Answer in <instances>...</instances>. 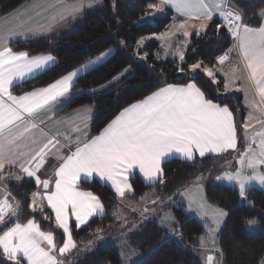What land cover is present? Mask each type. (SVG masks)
<instances>
[{"label": "snow or ice", "instance_id": "snow-or-ice-1", "mask_svg": "<svg viewBox=\"0 0 264 264\" xmlns=\"http://www.w3.org/2000/svg\"><path fill=\"white\" fill-rule=\"evenodd\" d=\"M99 2L74 0L69 4L57 0L47 5L35 4L34 7L42 11L53 10L47 23L30 26L31 17L20 18L14 28L0 33V193L3 194L0 196V226L3 227V231H0V253L12 264H24V261L26 264H62V261L56 255L57 244L53 231H43L41 224L34 218H29L26 223L19 222L24 209L22 201L9 191V179L23 182L24 177H28L35 181L37 191L31 193L28 208L32 213L39 211L45 220L52 218L46 211V208L51 209L56 228L63 232V244L58 248L59 255L63 256L77 247L70 230V220L74 219L75 227L79 229L90 217L104 215L100 199L91 192L78 189L77 182L81 179L95 174L100 180L109 181L116 194L124 197L132 190L128 178L137 168L145 180L159 179L163 182L161 164L173 153L191 161L197 152L204 157L206 153H223L237 147V125L233 111L227 105L214 103L197 86L194 78H190L186 84H167L130 104L99 136L82 147L78 146L66 156L58 155L60 163L54 170V187L50 179L40 178L37 173L44 167L46 156L50 155V146H55L59 141L54 137L46 138V142L34 136L28 139L26 134L37 128V124L29 118L41 110H53L64 98L70 99L74 78L89 65L103 60L112 49L100 53L95 60L80 65L45 88L15 96L10 90L14 81H23L31 73L48 70V66L54 65L56 60L51 54L30 56L24 51L14 52L8 45L13 37L27 38L29 34L50 31L58 20L62 21L69 15L75 16L85 5L91 7L93 3ZM165 5H171L187 18L175 25L177 31L183 30L184 37L190 35L189 29L193 27L189 25V20L200 21L196 26V35L199 36L208 26L206 22L212 20L215 11L226 21L228 31L237 41L233 49L217 57V63L224 65L230 59V52L236 50L239 55L238 65L232 67L231 74L224 73V86L225 89L230 87L229 79L235 83L237 79L243 78L255 95L248 101L252 111L243 124L246 147L240 153V167L235 171H224L216 179L238 186L241 199H247L246 191L253 182L264 187V23L258 28L250 27L243 21V13L230 6L228 0H160L159 4H149L148 7L163 11ZM259 15L264 18V8ZM172 34L165 33L162 36ZM173 54L184 61V51L180 47ZM189 68L193 73L203 71L213 83H217L216 69L205 66L203 61L193 63ZM178 70L184 71L183 68ZM241 72L243 77L237 75ZM256 97H259L258 101ZM253 120L260 128L253 129L249 143L247 134L253 128ZM252 144L256 147H251ZM34 145L37 147L34 148ZM6 166L9 169L7 172ZM16 168L19 173L11 171ZM226 215L223 209H211V219L215 225L210 229L214 251H220L216 247L215 233ZM13 220L16 222L12 223ZM247 224L254 225L256 221L248 220ZM101 231L100 228L96 229L97 233ZM201 245L205 246L203 239ZM204 264L219 262L215 256L208 254L204 257Z\"/></svg>", "mask_w": 264, "mask_h": 264}, {"label": "trees", "instance_id": "trees-1", "mask_svg": "<svg viewBox=\"0 0 264 264\" xmlns=\"http://www.w3.org/2000/svg\"><path fill=\"white\" fill-rule=\"evenodd\" d=\"M25 1L27 0H0V16ZM102 1V10L85 14L81 24L63 37L31 39L12 44L15 50H23L31 55L49 53L56 60L48 70L14 86L12 90L16 94L45 86L100 53L112 49L113 52L103 62L76 78L72 88L75 93L66 104V108L86 103L95 105L90 122V135L97 134L128 105L166 84H185L190 78H194V82L209 99L229 106L233 111L239 135L244 115L241 95H217L224 87L219 75L217 83L199 73L183 75L197 61L213 67L216 58L232 48V34L221 20L213 18L199 36L192 34L184 61L160 60L157 58L160 50L157 39L147 38L142 45L138 41L142 37L167 30L171 23L172 10L165 7V14L153 12L148 5L155 4L157 0ZM230 5L243 13L245 23L253 27L261 24L259 13L264 8V0H230ZM217 25L220 27L217 28ZM127 68L130 71L126 76L119 82H113V78ZM179 68L184 71H179ZM105 84L108 87L103 88ZM238 152L240 150L236 149L220 155L196 156L191 161L171 157L161 164L163 182L158 179L152 183H144L134 175L130 178L132 191L123 199L136 202L150 193L161 197L168 196L191 183L200 173L208 171L209 176L213 175L223 167L225 161L234 158ZM78 186L91 191L100 199L104 206V215L92 217L79 229L71 223L70 230L77 247L66 255L68 260L65 264H121L117 243L124 227L130 231V235H127L129 245L141 252L135 264H203L199 256L198 241L206 230L199 217L190 216L181 207L170 205L175 219L172 229L150 217L140 219L142 222L137 226H133L135 221L131 220L130 224L122 227L115 217L120 202L106 185L93 179L81 180ZM35 188L34 182L25 177L23 182H10L8 185L12 196L22 201L24 212L20 215L19 222L26 223L29 218L36 219L43 231L54 232L58 248L63 243L64 236L56 228L51 210L46 208L52 218L45 220L39 211L32 213L28 208ZM204 193L207 201L220 206L227 213L216 234L220 264H259L264 256V187L261 189L249 186L246 191L247 199L242 200L239 189L235 186L210 180L205 184ZM248 220H255L256 224L248 225ZM15 222L16 220L12 221ZM97 228L102 231L97 233ZM0 231H3L2 226ZM0 264L12 262L7 261L0 253Z\"/></svg>", "mask_w": 264, "mask_h": 264}, {"label": "crops", "instance_id": "crops-1", "mask_svg": "<svg viewBox=\"0 0 264 264\" xmlns=\"http://www.w3.org/2000/svg\"><path fill=\"white\" fill-rule=\"evenodd\" d=\"M56 2H57V0H27V1L23 2L22 4H20L19 6H17L16 8H14L13 10H11L8 13L3 14V15L0 16V33H2L5 30H9V29L14 28L19 23L20 18H25L26 19L28 17H31L30 26L35 25L37 23H40V24L47 23L48 22V17H49V15L51 14V12L53 10L42 11V9L35 8L34 5L35 4L47 5L48 3H56ZM63 2L70 4V3H73L74 0H63ZM230 6H232V5H230ZM165 7H169L174 12L173 7L171 5H165ZM103 8H104V2L102 0H100L99 3H93L91 7H88L87 5H85L84 9L80 13L76 14L75 16L69 15V16H67L62 21L61 20H58L52 26V28H51L50 31H46V32H43V33H40V34H37V35H31V34H29L27 36V38H25L23 36L13 37L11 39V41H10V43H9L8 46L11 47L14 52H20V51H23V50H15V49H13V47H12V44L13 43L18 42V41H25V40L39 39V38L52 39V38H60V37H63L65 35H67L71 30H73L74 28H76L77 26H79L81 24L82 19H83V16L85 14L91 13V12H95V11H98V10H102ZM38 12L40 13L39 15H37ZM176 13L182 15L178 11ZM214 16H215V14H213V18H215ZM221 21L223 22L224 20L222 19ZM261 23H264V18L261 19ZM249 26L250 27H253L251 25H249ZM259 26L253 27V28H258ZM194 34H196V32ZM232 39H233V46H232L231 49H233L234 46L237 44V41H236V39L233 36H232ZM157 40H158V42L160 44V49H161L160 40L158 38H157ZM159 51L160 50H158V52H157V58H158ZM24 52H26V51H24ZM44 54H49V53H38V54H32V55L29 54V55L30 56H37V55H44ZM224 54H222V55H224ZM233 54H236L237 57L239 56L238 55V51L233 50L232 52L229 53L230 58H231V56H233ZM109 55H107L106 57H104L103 60H101L97 64H95V65H89V67L87 69L81 71L78 74V76L81 75V74H83L87 70L93 68L94 66L100 64L101 62H103ZM95 58H93L91 60H95ZM168 59H170V60H180L176 56H172L170 54L164 56V58H162L160 60H168ZM87 62H85V63H87ZM226 62H228V61H226ZM215 64L216 65H219L217 63V58H216ZM51 66L52 65H49L48 66V69ZM79 67L80 66L76 67L75 69H77ZM75 69H73V70H75ZM73 70H71V71H73ZM43 71H45V70H43ZM43 71H41V72H43ZM129 71H130V69L127 70V72H129ZM41 72L31 73L27 77H25V79L23 81L28 80V79H30V78H32V77L40 74ZM123 72H126V71L124 70ZM66 74H64V75H66ZM63 76H61V77H63ZM60 78H58V79H60ZM58 79H56V80H58ZM56 80L52 81L51 83H49V84H47L45 86L37 87V88H34V89L30 90V91H27V92H24V93H21V94H16L12 90V88L14 86L22 83L23 81H14L13 82V85L10 88V90L12 91L13 95H15V96H21V95H24L25 93L32 92L33 90L45 88L48 85L54 83ZM75 80H76V78H74V82H75ZM166 85H164L162 87H165ZM162 87H160V88H162ZM103 88H105V87H103ZM157 90H155V91H157ZM74 93H75V91L73 89H71L70 90V94H69L70 97H72ZM69 100L70 99L64 98V99H62L61 103H58L55 106V108L53 110L50 111L48 109H44V110L39 111L33 117L29 118L32 122H34V123L37 124V128L36 129H33L31 131V133L26 134V137H28V139H30L31 137L34 136L37 139L41 140L42 142H46V138H53L54 137L56 140L59 141V143L56 144L55 146H50V155L46 156L44 167H42L41 170L37 173L40 176L41 179H50L52 181V187H54V180H55L54 170H55L56 167L59 166V163H60V161L57 159V156L58 155L66 156V155L70 154L71 152H74L78 146H81L82 147L84 143H87L92 138L99 136L101 134V132L107 127V125L109 123H111V121L114 120L122 112V110H123V109L120 110L114 116V118H112L97 134L90 135V122H91V118H92V116H93V114L95 112V105L93 103H86V104H82V105H79V106H75V107H71V108H66V104L68 103ZM214 103H217V102H214ZM217 104H219V103H217ZM219 105L220 106H224L222 104H219ZM77 129H79V130L77 131ZM41 130L43 132V135L41 134ZM238 140H239V135L237 134V147L235 149H228L226 152L235 151L236 149H240V143H239ZM27 142H28V140L26 139L25 140V143H27ZM33 147L35 148L37 146L34 145ZM226 152H223V153H226ZM220 154H222V153H206L205 156H208V155H220ZM196 156L201 157L198 152L197 153H194V158ZM171 157H178V158H180L182 160H186V159L180 157L179 154H176V153H173L170 156L166 157L165 160H167V159H169ZM223 165H224V163H223ZM262 167H264V166H262ZM8 170L9 169L6 166L5 171L7 172ZM11 171H15V172L19 173V169L18 168L11 169ZM134 175H137L144 183H152V182H154V181L145 180L144 177H143V175L139 172V169L137 168V169H135L133 171L132 175L129 176V178H128V183L129 184H130V178L133 177ZM25 178L32 180L34 182V184H35V181L33 179L28 178V177H25ZM93 179H95V180L99 181L100 183L106 185L116 195V197L118 198V200L120 202V205L122 203L121 206H123L124 205V202L127 201V200L123 199V197H120V196H118L116 194L115 189L112 187V185H111V183L109 181H107V180H103L102 181L95 174H93V176L90 177V178L81 179V180L91 181ZM80 181H78L77 183L79 184ZM10 182H17V181H15L14 179H9L7 181V185H9ZM253 185H255V182H253L249 186H253ZM35 187L36 188H35L34 191H37V185L36 184H35ZM78 189L80 191H83V192H91L89 190L82 189L79 186H78ZM40 190L43 191L42 188ZM131 191L130 192H127L126 195L130 194ZM2 195L3 194L0 193V196H2ZM93 195H95V194H93ZM122 200H124V201L122 202ZM45 204H46V202H45ZM94 216H98V215H94ZM94 216H92V217H94ZM142 216H143V218H147L148 217V216H144V215H142ZM92 217H90L89 220ZM71 223H73L75 225V220L74 219L70 220V225H71ZM61 232H62V230H61ZM58 248H57V251H56L57 258L60 261H62V264H65L67 262V260H68V258H66V255L68 253H66L63 256H60L59 255V252H58ZM198 248H200V249H203V248L204 249H209V252L206 253L204 255V257L206 255H208V254H211V255H213V256H215L217 258L219 264L221 263V261H220V259H221V257H220V251H214L212 249V245L211 246L205 245L204 247H202V245L200 244L198 246ZM25 263H26V261H25Z\"/></svg>", "mask_w": 264, "mask_h": 264}, {"label": "rangeland", "instance_id": "rangeland-1", "mask_svg": "<svg viewBox=\"0 0 264 264\" xmlns=\"http://www.w3.org/2000/svg\"><path fill=\"white\" fill-rule=\"evenodd\" d=\"M159 2L160 0H157L155 4H159ZM228 2L230 3V0H228ZM173 10L174 12L173 11L171 12V23L167 30L160 32L158 34H151V35L145 36L143 37L144 38L143 41L139 43L140 45H142L147 40V38L149 39L158 38L161 43V49L158 53L159 59H162L164 58V56L169 55V54L172 56H176L173 53L175 52L177 47H180L184 51V54H185V52L187 51L190 45V37L192 36V34L196 32V26H198L200 23L199 20H195V19L188 21L189 25H192L193 27H190L189 29L190 35L186 38L183 35V30L177 31L175 28V25L179 24L182 21H185L187 18L185 16L177 14L176 13L177 10L174 7H173ZM153 12H156L159 14H165V6H163V11L153 10ZM213 14H215L214 17L217 18L218 20L223 19L219 15L218 12L214 11ZM210 21H207L206 23L208 24ZM223 23L225 24V21H223ZM165 33H173V34L170 36H162V34H165ZM185 41H187L186 47H185ZM176 57L179 59L178 56ZM238 60H239V56L237 57L236 54H233L230 60L226 62L224 65L215 64L213 67L216 69L215 71L216 79L218 78L217 76L219 75L222 78L223 84L225 85L226 80H225L224 73L231 74V69L233 66L238 65ZM239 66L242 67V65H239ZM213 67H209V68H213ZM128 69L129 68L126 69V72H121L118 76H116L118 77V79L113 80V82H119L124 76H126ZM187 70L188 71L183 72V75L197 74V73L205 75L203 71H200V70H197L194 73L190 70L189 67ZM237 75L243 77L242 72L237 73ZM209 79L212 80L211 78ZM228 82L230 83V87L228 89H225V86H224L222 90H220L217 93V95L221 97L222 96H232L233 94L241 95V103L243 106L244 115L241 120L240 133H239L240 152H238V154L234 158L228 159L227 161H225L223 167H221V169H219L218 171H215L213 175L209 176L208 171L205 173H200L191 183L179 188L178 190L173 191L168 196L161 197V196L156 195L155 193H150V194L145 195L143 198H141L139 201H136V202L126 201L124 202L123 206H121L122 203L121 205L119 203L118 210L115 212V217L117 220L120 221V224L118 223L120 226L123 227L127 225V223L130 224L131 220L135 221L133 222L134 223L133 226H137L140 222H142V220L140 219H142L143 218L142 215H144V216H148L154 219L160 224H165L168 229H172V223L175 221V219L173 216L172 207L170 205H174L178 208L181 207L182 210L186 214L190 216L192 215L197 216L200 218V220L204 222L206 231L199 237L198 242L201 244V240L203 239L204 245L211 246L212 235L210 233V229L215 227L211 219V209H214V208L223 209V208L207 201L205 197V193H204L205 184L208 181L212 180L214 182H221L226 185L235 186L236 188H238V186L234 184H230L227 181H218L216 177L219 175H222L224 171H235L236 169L240 167V164L238 163V160L240 159V153L244 152L245 147H246L245 131L243 128V124L248 119L249 112L252 111V109L248 106V101H250L255 95V93L251 90V86L243 78L237 79L235 83H231L230 79ZM113 84H116V83H113ZM102 87L106 88L108 87V84H105ZM237 88H240L241 90L238 91ZM246 95H247V99H246ZM256 99L258 101L259 97H256ZM252 124H253V128H250L247 134L249 137V143H250V138L253 135V129L259 130L260 128V125L257 124L255 120L252 121ZM258 139L259 138H257V140ZM251 147L255 148L256 145L252 144ZM253 186H256L261 189L263 188L258 183H255V185ZM123 201L124 200H122V202ZM206 212L208 213L207 215L205 214ZM223 222H224V219L222 223L220 224V226L223 224ZM219 228L217 229L215 233V239H216V234ZM128 232L130 233V231L127 230V227H124L123 229H121V234L118 237L119 240H118L117 245L119 249L121 264H135L134 262L136 261V259H138L141 256V252L139 250L129 245L127 235H130V234ZM208 252H209V249H204V248L200 249L199 256L203 264H204V255ZM262 261H264V256L260 260L259 264H262Z\"/></svg>", "mask_w": 264, "mask_h": 264}, {"label": "built area", "instance_id": "built-area-1", "mask_svg": "<svg viewBox=\"0 0 264 264\" xmlns=\"http://www.w3.org/2000/svg\"><path fill=\"white\" fill-rule=\"evenodd\" d=\"M225 25H226V27L228 28L226 21H225Z\"/></svg>", "mask_w": 264, "mask_h": 264}]
</instances>
